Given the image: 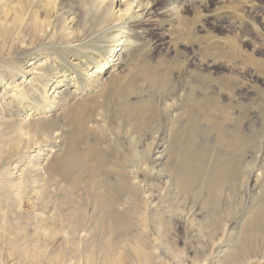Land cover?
I'll return each mask as SVG.
<instances>
[{
  "label": "rangeland",
  "instance_id": "374dc122",
  "mask_svg": "<svg viewBox=\"0 0 264 264\" xmlns=\"http://www.w3.org/2000/svg\"><path fill=\"white\" fill-rule=\"evenodd\" d=\"M143 2L0 0V264H264V0ZM88 143L141 180L115 221Z\"/></svg>",
  "mask_w": 264,
  "mask_h": 264
},
{
  "label": "bare ground",
  "instance_id": "6f19581e",
  "mask_svg": "<svg viewBox=\"0 0 264 264\" xmlns=\"http://www.w3.org/2000/svg\"><path fill=\"white\" fill-rule=\"evenodd\" d=\"M101 1L102 2L112 1L118 4L117 6L119 7V11H121V13L118 14V18L114 22L115 26L116 24L117 26L126 25V24L128 25V23L130 22H136L141 20L143 11L148 10L150 7L149 4L147 2H143V0H101ZM193 1L196 0H163L164 9L170 10L174 16H177L181 10L186 9V7H188L190 3H192ZM199 1H204V0H199ZM216 1L222 3L227 2L229 5V3L232 0H216ZM15 23H17L16 19H15ZM18 24L19 22L16 24V26ZM123 43H125V41H123ZM119 49L121 50V48ZM117 50L118 48H115L114 51ZM113 56L114 54H112L108 60L102 63V66L98 71L96 70V72L94 73V77L91 80L93 85L90 88L94 89L95 87L97 88V86H100L102 84V81L107 76V74L110 73L112 66L116 64L114 58L118 56V52L115 57ZM42 106H46V107L49 106L48 98L44 99ZM236 136H238V134H236ZM236 143H238L237 137L231 140L230 145H234ZM100 151L102 150L100 148L95 147L92 143H88V145L84 147V151L82 152L81 158L77 160V166H78V170L80 171V177L76 180V182L83 185L85 190L89 191V193L92 192L93 194H95V196L99 199L98 203L100 204L101 210L105 212L107 218L110 221H115L120 217L118 213L113 210V204L115 200L118 199V197L122 195L124 192H128L132 196L137 195L140 186L139 183L141 182V180L139 178L137 180L138 182H136L135 180L133 181L131 180L132 183L129 184L128 183L129 180L127 179V170L125 169V166L123 169L119 167H114L112 169L108 168L107 167L108 151L104 150L105 152H107L104 155ZM94 157L100 159L99 165H94L93 163H90L91 161L90 159ZM182 172L184 174L181 177L182 190L188 191L190 189L193 180L192 164L191 162L190 163L188 162V159L185 160L182 165ZM113 174H116V180L114 182H111L110 177ZM112 186H114V188H112ZM113 228H115V226H113Z\"/></svg>",
  "mask_w": 264,
  "mask_h": 264
}]
</instances>
